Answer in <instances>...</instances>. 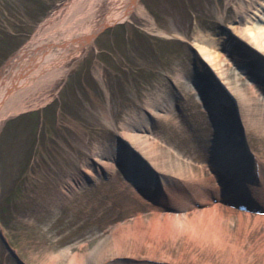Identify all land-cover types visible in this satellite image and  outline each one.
I'll list each match as a JSON object with an SVG mask.
<instances>
[{
    "label": "rangeland",
    "instance_id": "374dc122",
    "mask_svg": "<svg viewBox=\"0 0 264 264\" xmlns=\"http://www.w3.org/2000/svg\"><path fill=\"white\" fill-rule=\"evenodd\" d=\"M72 2L0 0V93L9 62ZM249 2L136 0L127 17L98 31L64 66V75L28 92L24 108L0 126V264H264L259 242L253 243L255 235L261 239L264 218L239 217L207 198L205 207L217 206L222 219L207 213L202 221L201 208L187 200L178 211L183 216L167 218L162 207L138 197L120 163L111 161L93 181L80 171L102 148L118 144L125 124L173 97L182 110L153 117L152 145L139 150L164 175L218 188L207 164L214 145L205 140L214 129L198 96L215 90L218 79L255 114L248 142L264 167V137L254 126L264 121V113L256 115L264 111V93L239 67L255 61L246 49L251 42L224 35ZM197 40L216 45V55L226 50L217 55V71L194 47ZM166 224L173 227L167 231ZM187 224H194L192 235Z\"/></svg>",
    "mask_w": 264,
    "mask_h": 264
},
{
    "label": "bare ground",
    "instance_id": "6f19581e",
    "mask_svg": "<svg viewBox=\"0 0 264 264\" xmlns=\"http://www.w3.org/2000/svg\"><path fill=\"white\" fill-rule=\"evenodd\" d=\"M104 1L106 5L102 9ZM135 4L136 0H73L62 17L43 30L34 42L22 48L9 62V80L0 93V126L9 116L24 108V97L28 92H35L41 88L42 84L55 81L64 75L66 69L64 66L79 52L90 46L98 31L127 17ZM235 19L236 24H230L229 30L224 35L229 39L237 36L251 42V47L247 46L246 49L250 51L255 61L247 60L239 67L249 76L251 85L258 84L261 92L264 93V0H250L242 10H238ZM193 45L205 63L217 71V57L223 56L226 50L219 52L217 56L213 53L217 47L213 43L207 47L197 40ZM16 68V75H14L13 70ZM208 75H210L209 79L215 76ZM187 82L193 90L198 89L194 85V80L190 79ZM217 82L219 86L210 91L209 95L203 96L198 91V96L203 102L204 110L214 129L213 135L205 137V140L212 141L211 144L214 145V147L211 146V158L207 164L211 165L218 188L204 183L198 185L199 183L194 180L182 183L164 175L155 168L152 169L146 157L143 156V152L139 150V148L143 150L145 145H152L150 134L153 130V117L169 116L172 110H182L177 108L173 97L161 98L155 109H146L147 114L143 113L135 122L130 121L125 124L123 126L125 132L121 134L123 138L121 137L115 146L102 148L89 165L81 167L82 177L88 181L101 178L107 164L114 161L115 164L120 163L118 167L120 166L122 176L138 192V197L144 202L151 201L162 207L168 213L165 215L167 218L183 216L178 211L183 208L182 205L187 206L190 201L201 208L199 212H201L202 221H205L208 215L214 217L213 220L222 219V216L218 214L217 206L205 207L210 204L209 201L212 204L219 202L232 207L229 210L234 209L239 217L249 216L258 220L264 218V167L259 164L260 158L249 145L247 136L252 126L251 121L254 120L251 116L255 114H251L250 109L245 108L244 100L234 95L224 81L215 80V83ZM188 85L185 84V87ZM175 94L179 95L178 92ZM241 96L247 99L248 104H251V99L242 94ZM239 103L242 111L238 109ZM262 113H264L263 110L258 111L256 115L259 117ZM254 123L256 124L254 126H257V132L264 137L263 119L255 120ZM191 127L197 128L194 125ZM128 143L134 147L129 146ZM128 149L132 153L128 152ZM71 186L76 189L74 183ZM180 192H183L185 197L183 201L178 200ZM187 217L184 218L188 220L189 217L188 219ZM239 221L236 218L234 223L238 222L242 226V219ZM193 226L194 224L185 226L187 228L185 230L191 235L195 232ZM166 227L168 231L173 226L166 224ZM245 230L247 232V228ZM262 230L261 239L259 240L255 235L253 243L259 242V251L264 252V227ZM255 248L253 244L250 250L252 249L253 252ZM250 250L243 251L246 254L250 253ZM234 257L233 253L231 260ZM135 262L134 260L133 264H138ZM228 264H234V261Z\"/></svg>",
    "mask_w": 264,
    "mask_h": 264
}]
</instances>
